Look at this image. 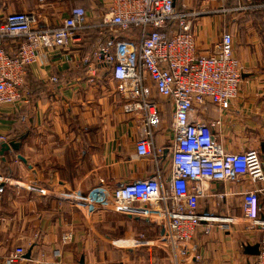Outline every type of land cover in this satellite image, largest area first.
I'll list each match as a JSON object with an SVG mask.
<instances>
[{
	"label": "crops",
	"instance_id": "0c3cea01",
	"mask_svg": "<svg viewBox=\"0 0 264 264\" xmlns=\"http://www.w3.org/2000/svg\"><path fill=\"white\" fill-rule=\"evenodd\" d=\"M84 2L89 17L98 20L108 0ZM251 2L262 7L205 12ZM175 3L201 11L193 26L198 52H211L225 31L233 34L235 55L245 65V73L239 96L229 110L220 114L221 143L227 151L260 149L264 161V0ZM71 7L61 0H19L13 4L0 0V17L33 10L39 14L42 26H55L69 15ZM100 39L99 33L92 32L80 42L75 40L67 47L51 50L47 60L34 63L28 70L27 100L18 109L6 106L0 113V132L21 142L18 151L0 153V173L16 182L0 184L1 257L23 246L26 254L32 250L31 257L25 254L19 264H45L56 258L64 264H172L171 257L155 245L135 247L126 242L140 234L155 238L161 229L154 221L115 211L88 215L62 197L74 192L86 195L98 187L113 190L158 170L153 159L134 157L136 143L144 132L142 121L124 111V99L116 91L111 75L100 68L93 76L83 62ZM53 76L57 82L51 80ZM154 96L162 109L155 141L170 149L160 169L169 179L173 168L174 107L155 89ZM218 116L210 106L208 118ZM33 182L48 193L29 188ZM259 187L247 177L207 183L198 206L205 219L193 240L201 260L194 264H246L256 256L247 254L245 246L260 243L263 227H253L245 218L242 193ZM260 207L264 218V191ZM209 224L212 230L206 233ZM68 231L73 239L65 243L62 236Z\"/></svg>",
	"mask_w": 264,
	"mask_h": 264
},
{
	"label": "built area",
	"instance_id": "2783aa9c",
	"mask_svg": "<svg viewBox=\"0 0 264 264\" xmlns=\"http://www.w3.org/2000/svg\"><path fill=\"white\" fill-rule=\"evenodd\" d=\"M214 1L225 0H205ZM184 7L176 5L175 0H108L106 11L98 20L91 19L85 7L73 6L55 26H42L39 14L33 10L4 14L0 17V113L6 106L18 109L27 100L30 89L26 78L31 65L47 60L51 50L67 47L75 40L80 42L89 33H99L101 39L83 62L93 76L98 75L100 68L111 75L116 91L124 99V111L142 121L144 132L136 143L134 157L153 159L158 170L113 190L98 187L86 195L74 192L62 197L88 215L115 211L154 221L161 229L155 238L140 234L126 242L135 247L155 245L171 257L172 264H194L201 260L193 240L205 219L198 206L207 183L247 177L260 187L242 193L244 216L251 226L261 225L263 233L260 253L246 264H264L262 154L257 149L227 151L220 138V114L229 110L239 96L245 65L235 55L234 36L228 31L211 52H198L193 26L201 11ZM258 7L262 5L251 2L205 12L228 13ZM51 80L57 82L58 78L53 76ZM154 89L174 107L173 168L169 179L160 169L166 148L155 141L162 109ZM210 106L218 117L208 118ZM11 140L7 133L0 132V145ZM1 183L16 184L12 177L0 173ZM28 186L48 193L36 182ZM211 230L209 224L205 232ZM72 239L71 231L62 236L65 243ZM25 254V247L17 246L0 256V264H19ZM45 264L64 262L56 258Z\"/></svg>",
	"mask_w": 264,
	"mask_h": 264
},
{
	"label": "water",
	"instance_id": "95a60500",
	"mask_svg": "<svg viewBox=\"0 0 264 264\" xmlns=\"http://www.w3.org/2000/svg\"><path fill=\"white\" fill-rule=\"evenodd\" d=\"M20 145L21 142L17 140H11L9 143H2L0 145V153L4 154L6 151H11V150L18 151L20 149ZM169 152H170L169 148L165 149V153L163 156H166ZM18 157L23 161L27 162L26 158L23 157L22 155L19 154ZM245 249L247 254L258 255L260 253V243H257L255 245H246ZM31 252H32L31 249L27 252L26 254L27 258L31 257Z\"/></svg>",
	"mask_w": 264,
	"mask_h": 264
},
{
	"label": "rangeland",
	"instance_id": "374dc122",
	"mask_svg": "<svg viewBox=\"0 0 264 264\" xmlns=\"http://www.w3.org/2000/svg\"><path fill=\"white\" fill-rule=\"evenodd\" d=\"M17 1L19 0H9V3L13 4L14 2H17ZM61 1L65 2L68 5V7L83 6L87 8V4L82 0H61ZM258 150L261 151L260 149Z\"/></svg>",
	"mask_w": 264,
	"mask_h": 264
},
{
	"label": "trees",
	"instance_id": "16d2710c",
	"mask_svg": "<svg viewBox=\"0 0 264 264\" xmlns=\"http://www.w3.org/2000/svg\"><path fill=\"white\" fill-rule=\"evenodd\" d=\"M82 1H84V0H82ZM86 8V7H85ZM87 9V8H86Z\"/></svg>",
	"mask_w": 264,
	"mask_h": 264
}]
</instances>
